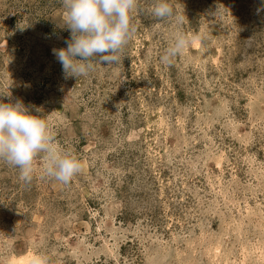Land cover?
<instances>
[{
  "label": "rangeland",
  "instance_id": "obj_1",
  "mask_svg": "<svg viewBox=\"0 0 264 264\" xmlns=\"http://www.w3.org/2000/svg\"><path fill=\"white\" fill-rule=\"evenodd\" d=\"M169 2L183 25L138 0L121 62L65 79L52 54L71 35L62 0H0L2 102L41 108L82 164L63 184L40 155L26 183L0 160V264L30 250L45 264H264V11ZM218 3L221 21L207 14ZM177 31L208 39L164 64Z\"/></svg>",
  "mask_w": 264,
  "mask_h": 264
},
{
  "label": "clouds",
  "instance_id": "obj_2",
  "mask_svg": "<svg viewBox=\"0 0 264 264\" xmlns=\"http://www.w3.org/2000/svg\"><path fill=\"white\" fill-rule=\"evenodd\" d=\"M62 3L67 13L64 28L71 35L65 41L66 47L53 48L52 54L62 66L64 78L87 76L95 70L93 60L97 58L105 65L119 64L135 32L131 14L137 9L138 0H62ZM260 5L258 13L264 11V0H260ZM150 12L157 19L173 20L178 26L186 22L169 0H156ZM207 14L212 20L221 21L224 16L221 4ZM197 38L208 39V36L175 32L161 55V62L170 64ZM54 140L41 108L26 105L20 99L5 103L0 98V160L18 168L22 181H31L34 162L40 155L44 156L43 175L63 184L70 183L81 171L80 160L70 152L61 151ZM30 264H45V258L33 256Z\"/></svg>",
  "mask_w": 264,
  "mask_h": 264
},
{
  "label": "bare ground",
  "instance_id": "obj_3",
  "mask_svg": "<svg viewBox=\"0 0 264 264\" xmlns=\"http://www.w3.org/2000/svg\"><path fill=\"white\" fill-rule=\"evenodd\" d=\"M200 42H201V40H200V38H197L195 41H194V46H196V47H199V45H200ZM162 119V118H161ZM161 121V120H160ZM160 123V122H159ZM161 124H162V122H161ZM164 124V123H163ZM164 125H167V124H164ZM161 126V125H160ZM163 127V126H162ZM164 128V127H163ZM234 128V127H233ZM236 134V133H235ZM237 136V135H236ZM244 136V135H243ZM245 141V140H244ZM211 152V151H210ZM213 154V153H212ZM220 154V153H219ZM215 155V154H214ZM217 155V154H216ZM220 156V155H219ZM221 156H222V154H221ZM211 158V157H210ZM225 158V160H226V157H224ZM219 159H220V157H219ZM248 160V159H247ZM214 162H215V160H214ZM218 161L216 160V163H217ZM221 166V165H220ZM251 169V168H250ZM261 170V169H260ZM222 171V170H221ZM262 172H263V170H262ZM222 173V172H221ZM259 176V175H258ZM222 184V183H221ZM223 185V184H222ZM221 185V186H222ZM246 186V185H245ZM213 187V186H212ZM220 189H222V188H220ZM223 190V189H222ZM225 190V189H224ZM221 191V190H220ZM222 192V191H221ZM224 192V191H223ZM216 193V192H215ZM242 193V192H241ZM221 194V193H220ZM223 194V193H222ZM225 194V193H224ZM231 194H233V193H231ZM229 195H230V193H229ZM226 198V197H225ZM229 200H227V202L228 201H230L231 199L230 198H228ZM223 200H225V199H223ZM245 200H247V199H245ZM231 202V201H230ZM237 202V201H236ZM225 203V202H224ZM248 203V202H247ZM261 203V202H260ZM231 204H232V202H231ZM254 204V203H253ZM227 205V204H226ZM225 205V206H226ZM233 205V204H232ZM231 205V206H232ZM250 205V204H249ZM248 205V206H249ZM228 206V205H227ZM258 206V205H257ZM235 207V206H234ZM233 207V208H234ZM238 208V207H237ZM246 208V207H245ZM253 209V208H252ZM255 209V208H254ZM239 210V209H238ZM259 210V209H258ZM257 210V211H258ZM249 211V210H248ZM261 211V210H260ZM249 213V212H248ZM262 213V212H261ZM263 215V214H262ZM261 216V215H260ZM247 217V216H246ZM264 217V216H263ZM263 219V218H262ZM232 220V219H231ZM235 220V219H234ZM233 220V221H234ZM239 220H240V218H239ZM232 221V222H233ZM243 221V220H242ZM231 222V221H230ZM239 222V221H238ZM234 223H235V221H234ZM236 224V223H235ZM261 224V223H260ZM228 225V224H227ZM230 225V224H229ZM228 225V226H229ZM238 226V225H237ZM241 226V225H240ZM233 227V226H232ZM234 228V227H233ZM240 228V227H239ZM227 229V228H226ZM230 229V228H229ZM241 229H242V226H241ZM224 230V229H223ZM228 230V229H227ZM237 231H239L238 229H237ZM227 232V231H226ZM232 232V231H231ZM119 233V232H118ZM221 233V232H220ZM219 233V234H220ZM228 233H229V231H228ZM237 233V232H236ZM245 233V232H244ZM115 234V233H114ZM222 234V233H221ZM221 234H220V236H221ZM225 234V233H224ZM229 235V234H228ZM202 236H203V234H202ZM219 236V237H220ZM205 237V236H204ZM239 237V236H238ZM196 238V237H195ZM175 239V238H174ZM192 240V239H191ZM219 240V239H218ZM238 240V239H237ZM196 241V240H195ZM207 241V240H206ZM202 242H204V240L202 241ZM209 242V241H208ZM218 242H220V241H218ZM218 242H216V245L217 246H215L213 249H214V251H216V252H219L220 251V245H221V243H218ZM188 243V242H187ZM198 243V242H197ZM213 243V242H212ZM211 243V244H212ZM264 243V242H263ZM189 244V243H188ZM196 244V243H195ZM224 244V243H223ZM247 244V243H246ZM261 244H262V242H261ZM118 245V244H117ZM190 245H192V244H190ZM201 245H202V243H201ZM215 245V244H214ZM226 245V244H225ZM224 245V246H225ZM258 245H260V244H258ZM257 245V246H258ZM262 245H264V244H262ZM208 246V245H207ZM212 246V245H211ZM223 246V247H224ZM240 247V246H239ZM244 247V246H243ZM261 247V246H260ZM259 247V248H260ZM118 248V247H117ZM120 248V247H119ZM222 248V247H221ZM252 248V247H251ZM189 249H191L190 247H189ZM225 249V248H224ZM226 249H228V248H226ZM241 249V248H240ZM194 250V249H193ZM212 250V249H211ZM247 250H249V249H247ZM109 251V250H108ZM181 251V250H180ZM195 251V250H194ZM241 251H243V250H241ZM246 251V250H245ZM253 251H255V250H253ZM252 251V252H253ZM178 252V251H177ZM177 252H176V254H177ZM190 252V251H189ZM206 252V251H205ZM215 252V253H216ZM229 252V251H228ZM233 252V251H232ZM244 252V251H243ZM255 252H257V250L255 251ZM155 253V252H154ZM208 253V251L206 252V254ZM221 253V252H220ZM223 253V252H222ZM226 253V252H225ZM241 253V252H240ZM247 253V252H246ZM246 253H244L245 255H246ZM264 253V252H263ZM210 254V253H209ZM251 253H249V255H250ZM255 254V253H254ZM155 255H157V254H155ZM179 255V254H178ZM225 255V254H224ZM223 255V256H224ZM229 255V254H228ZM256 255V254H255ZM258 255H260V254H258ZM33 256H37L34 252H32L31 250L29 251V252H27L26 254H23V255H21V256H19V257H14V255L12 256V257H10L9 258V261H8V264H30V261H31V259H32V257ZM153 256V255H152ZM165 256V255H164ZM177 256V255H176ZM219 256V254L217 255V257ZM222 256V257H223ZM240 256V255H239ZM214 257V256H213ZM226 258H227V256H225ZM257 257H259V256H257ZM264 257V256H263ZM192 257L190 256V259H191ZM219 258V257H218ZM217 258V259H218ZM231 258V257H230ZM178 259V258H177ZM210 259V258H209ZM215 259H216V257H215ZM214 259V260H215ZM223 259V258H222ZM245 259V258H244ZM247 259V258H246ZM245 259V260H246ZM250 259V258H249ZM253 259V258H252ZM251 259V260H252ZM256 259V258H255ZM263 259V258H262ZM229 260V259H228ZM240 260V259H239ZM259 260H261L260 258H259ZM153 261V260H152ZM188 261H190L189 259H188ZM212 261V260H211ZM231 261V260H230ZM244 261V260H243ZM256 261V260H255ZM254 261V262H255ZM258 261V260H257ZM185 262V261H184ZM184 262H182V264L184 263ZM214 262H216V260L214 261ZM222 262V261H221ZM234 262H235V260H234ZM241 262V261H240ZM261 262V261H260ZM151 263V262H150ZM154 263V262H153ZM217 263H219V262H217ZM258 263V262H257ZM262 263V262H261ZM192 264V263H191ZM222 264H229V263H227L226 261H223V263ZM232 264V263H231Z\"/></svg>",
  "mask_w": 264,
  "mask_h": 264
}]
</instances>
